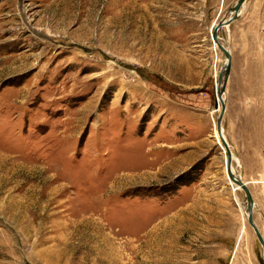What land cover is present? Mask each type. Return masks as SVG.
Segmentation results:
<instances>
[{
    "label": "rangeland",
    "instance_id": "rangeland-1",
    "mask_svg": "<svg viewBox=\"0 0 264 264\" xmlns=\"http://www.w3.org/2000/svg\"><path fill=\"white\" fill-rule=\"evenodd\" d=\"M0 0V264H264V0ZM219 99V100H218ZM222 108V110H221Z\"/></svg>",
    "mask_w": 264,
    "mask_h": 264
},
{
    "label": "water",
    "instance_id": "water-1",
    "mask_svg": "<svg viewBox=\"0 0 264 264\" xmlns=\"http://www.w3.org/2000/svg\"><path fill=\"white\" fill-rule=\"evenodd\" d=\"M244 0H237L233 6V10H232V13L230 15V17H228L227 19L225 20H221L219 22H217L213 28V31L211 33V39L212 41L216 44L217 48L223 53V55L225 56V58L227 59V62H226V66H225V69H224V74H227L228 72V59H229V55L227 54L226 50L221 46L219 45V43L217 42V36H216V33H217V30L221 27H225L227 26L229 23H231L233 20L236 19L237 17V11L239 9V7L243 4ZM222 110V108H221ZM220 114H218L217 118H216V129L219 131L220 130V126H219V121H220ZM221 145L223 146V149H224V153H225V171H226V175H227V178L229 179V181L233 184V185H236L239 187L240 190H242V192L244 193V196H245V202L248 206V204H252V201H251V198H250V195H249V191L248 189L246 188L245 184H243L239 178H234L230 172V161H231V155H230V152L225 144V142L221 139ZM246 206V211H247V214H246V222L247 224L251 227L260 247H261V250H262V255H263V259H264V242H263V239L261 237V235L259 234L257 228L255 227L253 221H252V217H251V213H252V209L249 208Z\"/></svg>",
    "mask_w": 264,
    "mask_h": 264
},
{
    "label": "bare ground",
    "instance_id": "bare-ground-1",
    "mask_svg": "<svg viewBox=\"0 0 264 264\" xmlns=\"http://www.w3.org/2000/svg\"><path fill=\"white\" fill-rule=\"evenodd\" d=\"M241 7V6H240ZM240 7H239V9H238V11H237V16H238V14H239V10H240ZM232 10H233V8L231 9V11L229 12V15H231V13H232ZM219 100V99H218ZM215 131H216V133L214 134L215 135V137L217 138V140L219 139V141L222 139L223 141H224V137H223V135H222V133H221V130H217V129H215ZM221 142V141H220ZM230 172H231V174H232V176L234 177V178H238L236 175H234V173H233V171H232V169H230ZM235 187H237V188H239L238 186H236V185H234ZM246 206H247V204H246ZM248 209L249 208H251L252 209V207H253V203L250 205V204H248ZM246 214H247V211H245V216H246ZM263 242H264V240H263Z\"/></svg>",
    "mask_w": 264,
    "mask_h": 264
}]
</instances>
